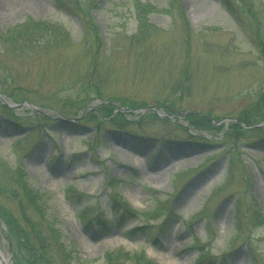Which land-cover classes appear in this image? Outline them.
<instances>
[{
    "label": "rangeland",
    "instance_id": "obj_1",
    "mask_svg": "<svg viewBox=\"0 0 264 264\" xmlns=\"http://www.w3.org/2000/svg\"><path fill=\"white\" fill-rule=\"evenodd\" d=\"M13 1L0 0V35L32 19L61 26L70 38L51 52L9 53L0 41V160L27 173L77 262L106 264V252L125 250L155 264H200L202 255L209 264H264V227L238 225L236 218L237 209L247 211L251 203L264 212V126L226 145L221 130H194L180 113L164 122L153 111L140 121L139 113L125 111L131 124L124 129L73 117L93 65L95 26L107 57L99 56L96 72L108 77L102 79L104 101L175 104L179 112L227 125L264 93V59L256 44L264 43V0H247L248 8L232 0L233 12L218 0H178L171 13L170 0H137L162 11L149 18L159 33L138 50L128 48L138 31L136 0H82L93 2L88 27L84 15L66 12L70 0H63L66 10L55 0L5 8ZM186 71L190 98H166ZM94 102L85 107L96 109L101 100ZM114 195L139 217L115 216ZM0 208L20 219L8 196L0 194ZM137 227L144 231L133 235ZM0 250L15 263L16 246L1 213ZM18 250L22 258L26 252Z\"/></svg>",
    "mask_w": 264,
    "mask_h": 264
},
{
    "label": "trees",
    "instance_id": "obj_2",
    "mask_svg": "<svg viewBox=\"0 0 264 264\" xmlns=\"http://www.w3.org/2000/svg\"><path fill=\"white\" fill-rule=\"evenodd\" d=\"M58 8L66 10V4L63 0H55ZM98 1V0H95ZM171 7L167 10L171 13L174 5L178 3V0H170ZM223 4L230 12H233L234 8L232 6V0H218ZM242 2L245 7L248 8L247 0H237ZM93 2L85 3L82 0H70L66 12L73 13L78 16L84 15L85 24L88 27L92 23H88L90 19L89 10L91 9ZM74 10V11H72ZM91 11V10H90ZM174 11V9H173ZM162 12L157 7L151 4H142L135 1V15L138 23V31L136 34L130 37L129 49L138 50L144 45H147L151 39L159 33V30L150 24V16L155 13ZM93 26V24H92ZM88 29V28H87ZM95 33V51L92 55L93 65L90 70V74L84 78V85L81 89L83 94L78 100L80 101L79 109L73 113V117L83 113L89 105L90 102L96 100H101L100 106H96L98 110L91 112L85 116L87 121H98L102 124L103 121H108L112 126L124 129L127 128L131 122L128 117L119 112L115 114L117 109L126 108L128 110H139L149 107L146 103H141L139 105L123 104L121 106L116 105V101L106 102L104 101V83L97 74V68L100 64V55L102 58L106 57V51L104 52V42L101 38L100 33L97 31L95 26H93ZM90 34V31H87ZM188 32V31H187ZM190 37V33H188ZM69 34L61 26H57L53 23L47 21L35 22L32 19H28L24 24L17 25L14 28L7 30L6 33L0 35V41L2 45L6 48L9 53H14L16 51H23L22 49H29L28 51L42 52L49 50L50 52L58 47L63 46L65 43L69 42ZM257 47L264 59V43L256 40ZM185 72L183 80L178 82L175 86L168 87L169 94L166 98H171V96H179L182 101L191 96L190 84L192 83L190 75ZM78 101V102H79ZM103 101V102H102ZM77 102V101H76ZM158 107V106H156ZM7 112H12L10 109L3 107ZM158 108H163L165 112L170 115L181 114L183 111H178L175 109V104L171 106H165V104ZM178 111V112H177ZM135 116V114H132ZM146 115H139L138 118L142 120ZM156 120L168 122L167 120H161L156 114H152ZM43 119L48 120L49 118L42 116ZM101 118V120H100ZM188 120L190 126L200 132H212L221 130L224 134L222 141L227 145L233 142L239 143L240 139L243 138V134L247 131L239 124H244L246 126H253L261 124L264 122V93L259 95L257 104L251 110L243 111L236 119L237 122H231L228 126L225 124L221 126H216L213 122H218L219 120L212 119L211 116L207 114H197L195 112L185 116ZM18 127V124L14 122ZM188 131V130H187ZM256 131H260L257 129ZM236 156L232 157V161L229 167V176L232 174V169L235 167ZM4 161L0 160V194L8 196L10 199L16 202L20 211V219H17L11 212L7 211V208H0L1 217L3 218L9 234L16 246L14 251L15 264H80L77 262L76 258L73 257V253L65 243L62 241V236L59 233L57 224L51 221L47 215V210L45 205L41 202L39 194L34 190L28 180L27 173L22 168H17L15 170L8 169L4 166ZM183 175V174H182ZM181 175V176H182ZM231 179L228 180V183ZM111 209L115 216H118L120 220H132L137 219L140 215L137 211L133 210L127 203L119 200L115 195L111 197ZM200 217V216H199ZM151 219H158L159 216H150ZM237 224L243 225L248 224L254 227H264V212L261 207H258L256 203H251L247 211H241L237 209ZM89 222L93 219H88ZM94 221H97L94 220ZM101 224V223H99ZM139 231H144V227H137L132 230V234L136 235ZM20 247L25 250L26 254L21 258L20 252L18 250ZM205 255H202L199 259L200 264H208ZM106 264H155L153 261L148 259L143 253H129L125 250H117L113 252H106L104 255Z\"/></svg>",
    "mask_w": 264,
    "mask_h": 264
},
{
    "label": "bare ground",
    "instance_id": "obj_3",
    "mask_svg": "<svg viewBox=\"0 0 264 264\" xmlns=\"http://www.w3.org/2000/svg\"><path fill=\"white\" fill-rule=\"evenodd\" d=\"M25 4V0H14L12 3H6L5 8H8L10 10H14L17 8H20L21 5ZM27 3H29L31 6H37L38 3L34 0H27ZM4 257V256H3ZM0 264H3L2 258L0 257Z\"/></svg>",
    "mask_w": 264,
    "mask_h": 264
},
{
    "label": "water",
    "instance_id": "obj_4",
    "mask_svg": "<svg viewBox=\"0 0 264 264\" xmlns=\"http://www.w3.org/2000/svg\"><path fill=\"white\" fill-rule=\"evenodd\" d=\"M0 100L3 102V100H2V98H1V95H0ZM5 103V102H4ZM30 107H32V109H34V110H37L38 112H39V109L38 108H36L35 106H33L32 104H29V103H27ZM11 107H13V106H11ZM14 108V107H13ZM147 110V109H146ZM146 110H143V111H146ZM88 111H90V109H87V111L86 112H88ZM160 115V114H159ZM162 116V115H161ZM163 117V116H162ZM76 120H78V118L76 119ZM222 122V121H221ZM220 122V123H221ZM219 124V123H218ZM248 128V127H247ZM0 257L2 258V261H3V264H8V261L3 257V254H2V252H1V250H0Z\"/></svg>",
    "mask_w": 264,
    "mask_h": 264
}]
</instances>
